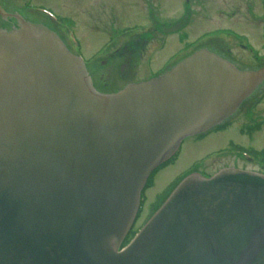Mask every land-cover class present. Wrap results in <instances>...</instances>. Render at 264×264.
I'll use <instances>...</instances> for the list:
<instances>
[{"label": "water", "instance_id": "1", "mask_svg": "<svg viewBox=\"0 0 264 264\" xmlns=\"http://www.w3.org/2000/svg\"><path fill=\"white\" fill-rule=\"evenodd\" d=\"M263 77L200 50L100 95L46 29L0 33V264H264V176L235 169L184 179L120 248L151 173Z\"/></svg>", "mask_w": 264, "mask_h": 264}, {"label": "rangeland", "instance_id": "2", "mask_svg": "<svg viewBox=\"0 0 264 264\" xmlns=\"http://www.w3.org/2000/svg\"><path fill=\"white\" fill-rule=\"evenodd\" d=\"M184 2L185 0H34L35 5L51 9L76 33L78 41L63 42L60 36L44 27L68 52L71 46L83 61L96 59L85 73L90 75L93 88L102 93H116L127 85L145 82L147 76L143 63L147 57L152 60L153 68L157 69L182 43L193 41L207 32L209 35L205 39H208L215 30L228 33L217 37L212 43V49L219 47L223 50L227 55L223 58L234 63L238 70L256 72L264 68V0H189V4L185 3L190 9L192 20L189 17L187 29L181 36H176L173 32L162 35L167 43L161 52H153L144 59L140 58L137 68L125 70L120 75L121 60L120 57L113 56L114 51H123L134 37L146 36L149 28L155 34L156 29H159L157 27L162 25L160 23L166 20L170 22L171 18L178 15ZM186 5L184 4L185 8ZM155 42H158L157 38ZM241 43L253 47L258 55L257 61L254 60L253 53L241 49ZM212 49L204 46L202 50L210 52ZM136 52L139 53V50ZM179 63L181 61L175 66ZM257 98H261L258 103ZM229 117L226 129L221 132H212L202 140L196 137L185 138L174 164L160 170L154 176L151 188L145 191L144 204L134 230L142 228L151 207L158 203L157 197L164 198L177 182L176 179L186 171L195 169V172L201 174L200 177H209L228 168L264 174L263 166L230 151L232 147L264 151V77L255 85V91L249 99Z\"/></svg>", "mask_w": 264, "mask_h": 264}, {"label": "flooded vegetation", "instance_id": "3", "mask_svg": "<svg viewBox=\"0 0 264 264\" xmlns=\"http://www.w3.org/2000/svg\"><path fill=\"white\" fill-rule=\"evenodd\" d=\"M185 2L189 4V0H185ZM185 2L184 4L186 5ZM184 4H182V10H180L176 17L171 18L170 22L166 20L165 22L160 23L163 26L161 25L162 27L160 26L157 27L159 29H156L157 31L160 30L159 34H157V31L155 34H152V31L149 28L146 36H133L134 38L129 41L130 45L125 46L123 51H114L113 56H117L118 58L120 57L121 60L119 68L120 75H122L125 70L137 68L141 61L140 58L143 57L142 59H144L153 52H161L167 43L165 36L162 35L168 33L172 34L173 32L174 35L181 36V34L187 29L189 17L192 20V16L189 13L190 9L187 7V5V8H185ZM157 9H159V7H157ZM24 25L36 26L40 28L46 27L56 36H60L63 42L78 41L76 33H73L72 27L67 22H63L61 19H59L51 9L42 5H35L34 0H20L19 2L18 0H0V33H11L18 31L21 30ZM156 38L158 39L157 43L155 42ZM217 39L218 38L216 37H209L208 39H205V33H203L202 35L197 36L193 41H186L185 43L181 44V47L178 48V50L172 56H170L166 61L162 62L157 69L153 68L152 60L150 57H147L143 63V68L147 76L146 80H150L160 74L165 73L178 62L194 54L195 52L204 49V46H206L207 49H212V43H214V41ZM240 47L243 50L245 49L243 45H240ZM69 50L73 52L71 46ZM136 50H139V53H137ZM210 52L222 57L226 55V53H224V51L219 47H214L212 50H210ZM254 60L257 61L258 59L254 58ZM88 77L90 79L89 74ZM94 91L101 95L115 94L102 93L95 89Z\"/></svg>", "mask_w": 264, "mask_h": 264}, {"label": "trees", "instance_id": "4", "mask_svg": "<svg viewBox=\"0 0 264 264\" xmlns=\"http://www.w3.org/2000/svg\"><path fill=\"white\" fill-rule=\"evenodd\" d=\"M234 151H238L242 154L247 155L248 157H251L253 159H255L256 161H258L263 167H264V151H260V152H256L252 149H243V148H236V147H232L231 148ZM168 163H166L167 165ZM149 185H151V180L149 181ZM176 187V184L172 186L171 191L166 194L164 196V198L159 199L157 198L158 203L156 204L155 207H151V212L149 214L150 218L152 215H154L156 213V211L159 209V207L165 202V200L168 198L169 194L173 191V189ZM137 231L132 229L131 232L129 233V235L125 238L124 242H123V246H126L136 235Z\"/></svg>", "mask_w": 264, "mask_h": 264}, {"label": "bare ground", "instance_id": "5", "mask_svg": "<svg viewBox=\"0 0 264 264\" xmlns=\"http://www.w3.org/2000/svg\"><path fill=\"white\" fill-rule=\"evenodd\" d=\"M167 72V71H166Z\"/></svg>", "mask_w": 264, "mask_h": 264}]
</instances>
